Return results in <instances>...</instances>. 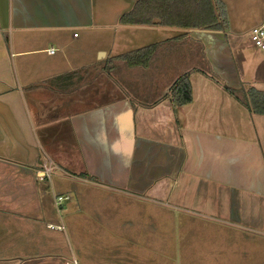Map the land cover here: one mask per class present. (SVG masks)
<instances>
[{
	"label": "crops",
	"instance_id": "1",
	"mask_svg": "<svg viewBox=\"0 0 264 264\" xmlns=\"http://www.w3.org/2000/svg\"><path fill=\"white\" fill-rule=\"evenodd\" d=\"M136 1L0 0V264L257 259L187 235L264 241V116L223 90L264 92V50L227 21L231 10L263 25L264 0H216L222 31L119 25ZM153 44L147 68L109 70ZM185 73L192 99L174 106ZM55 195L70 200L57 208Z\"/></svg>",
	"mask_w": 264,
	"mask_h": 264
},
{
	"label": "trees",
	"instance_id": "2",
	"mask_svg": "<svg viewBox=\"0 0 264 264\" xmlns=\"http://www.w3.org/2000/svg\"><path fill=\"white\" fill-rule=\"evenodd\" d=\"M216 0H137L130 11L118 20L123 26H160L184 30L222 31L226 20L220 17ZM182 37V36H180ZM159 44H153L111 59L115 69L147 68L154 60ZM187 73L170 86L168 96L174 106L191 102V87ZM223 90L249 112L264 116V92L252 87L233 88L223 85Z\"/></svg>",
	"mask_w": 264,
	"mask_h": 264
},
{
	"label": "rangeland",
	"instance_id": "3",
	"mask_svg": "<svg viewBox=\"0 0 264 264\" xmlns=\"http://www.w3.org/2000/svg\"><path fill=\"white\" fill-rule=\"evenodd\" d=\"M232 4V2H228V6H230ZM233 5V4H232ZM261 7L262 10H264V3H261ZM227 9V7H226ZM227 21H228V32H241V31H245L247 32V30L251 31L254 27H257L260 23V19H255V18H250L247 16L244 17H237L234 12H232L231 10H227ZM260 26V25H259ZM245 42V41H244ZM247 47V45H245ZM118 86V85H117ZM119 91L120 87L118 86ZM129 91V90H127ZM163 229H170L173 230L175 232V234L177 235L178 238H183L186 237L187 233L189 234L190 228H186L187 233L185 232V227H181L180 225L177 226H170V225H163L162 226ZM193 230H191L190 232H192L191 234L187 235L190 236V238H192L191 242L195 243L197 241H202L201 239H199L198 237L201 236L202 238L205 237V239L203 240L204 244H203V248L201 247V250L204 249L206 251H216L218 253H237V252H242L244 250H248V252H257L259 255L256 256L257 259L253 260V259H248V264H264V241L262 240H257V242H252V243H248V244H244V243H237V242H233L232 238H230V236L227 235H222V236H213L214 232H210L207 235H205V229H202L200 226L195 225L193 228ZM195 229V230H194ZM165 231H163L164 233ZM140 234L143 237H147V232L146 233H141L140 230ZM186 234V235H185ZM196 236V237H195ZM157 237H159V240H162V244H164L163 246L165 247V243H166V239L167 236L166 235H157ZM194 237V238H193ZM168 241V240H167ZM144 245L146 247H150L148 243L144 242ZM183 246V245H182ZM197 249V248H196ZM148 251V250H145ZM237 255V254H235ZM233 256V258H231V260L228 258L227 260H225L227 263H237L238 260H242V264H247V262L244 261V259L237 257V256ZM230 256V255H228ZM157 261L158 264L162 263V259H158L155 260ZM240 262L238 264H240Z\"/></svg>",
	"mask_w": 264,
	"mask_h": 264
},
{
	"label": "built area",
	"instance_id": "4",
	"mask_svg": "<svg viewBox=\"0 0 264 264\" xmlns=\"http://www.w3.org/2000/svg\"><path fill=\"white\" fill-rule=\"evenodd\" d=\"M249 37L251 39V42L253 43L254 46H256L257 48L264 50V24L254 27L250 33H249ZM54 50L51 49L50 53H53ZM54 167L52 165H47L46 163L43 165L42 169H40L37 172V179L40 182H47L50 181L51 176H52V171H53ZM70 197L68 195H55L54 197V205L57 208H60L61 205L66 202L69 201ZM68 264H78L77 261L75 259H72L71 262H69Z\"/></svg>",
	"mask_w": 264,
	"mask_h": 264
}]
</instances>
